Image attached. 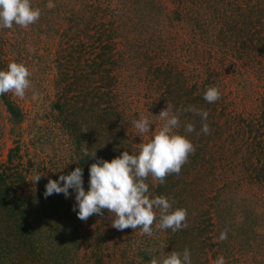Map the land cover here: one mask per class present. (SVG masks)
<instances>
[{
    "label": "rangeland",
    "instance_id": "rangeland-1",
    "mask_svg": "<svg viewBox=\"0 0 264 264\" xmlns=\"http://www.w3.org/2000/svg\"><path fill=\"white\" fill-rule=\"evenodd\" d=\"M155 2L157 7H159L157 2L160 3L159 10L163 18L165 14H172L178 9L184 16L193 17L190 21L184 17L187 21H176L172 25V21L162 24L164 19L161 18L163 20L158 28L160 29L161 25L164 27L172 50L164 56L165 61H171L178 71L184 74L188 86H197L195 95H200L199 92L208 74H212L213 85L223 97L219 102L227 103V108L222 105L217 107V115L225 108V116L221 120L247 117L261 121L264 132V56L259 50L264 44V41H261L264 37V17L261 18L260 11L264 9V0H155ZM31 5L41 11L36 23L26 29L16 25L12 29H0V70H7L8 64L14 61L24 64L31 72V87L26 91L24 98H17L11 93L6 94L21 110L23 121L14 123L7 106L0 99V174L4 170L3 167H11L5 172L15 174L19 170L26 177L20 183L13 178L10 198L3 196L2 200L8 199L10 202L12 196H15L29 209L27 219L24 217L22 220V216L18 215L13 224L5 213L2 214L0 207V236H5V240L0 241V264H43V259L34 258L29 253L32 244L26 243V240L22 243L18 229V225L22 224L33 227V231L29 232L26 239L34 242L35 248L47 249L45 255L48 257V264L60 261L64 264H150L153 256L161 259L162 252L168 254L174 251L172 235L169 230H156L155 222L152 236L141 235L140 229L129 228L119 231L112 228V220L107 210L103 215L94 214L86 222L77 216L73 225L72 220H68L69 215L63 217L62 214L67 211L69 203H76L74 190L69 189L67 198L62 193L56 194L59 197L57 200H60L58 202L60 208L57 210L56 205L52 206L49 200L44 202L43 208L36 194L40 190L45 192V185L49 179L59 181L61 175L70 174L76 167L83 169L82 179L85 188L84 182L88 184L90 179L87 177L85 167H90L96 159L104 155L102 150L98 152L91 142L87 148L89 157H84L81 150L77 149L76 143V137L81 134H75V130L66 128L58 111L53 109L59 99L60 94L57 93L63 89L60 85V76L57 75V61L59 55H68L67 50L64 51L62 35L74 26L70 18L75 14L80 15L82 17L80 20L85 25L93 15L95 17L97 13L108 8V16L96 17L98 33L104 30L101 27L102 23L108 24L114 15L127 12L133 5L132 0H31ZM237 6L241 7V10H238ZM197 21L201 27L197 25ZM74 30L76 28L72 29ZM136 39L139 37L136 36ZM120 42L121 40L118 41ZM128 65L124 72H120L122 86L114 93L115 96L122 98L121 103L125 99L128 103L124 101L128 115L125 133L131 137L132 148L138 150L137 144L147 142L151 133L141 135L131 122L144 116L152 123L149 131L153 132L164 123L158 115L166 105H159L158 102L154 104L158 95L146 93L144 72L137 69L132 61ZM151 117L155 120L152 121ZM176 130L178 128L174 129L175 132ZM262 138L264 146V135ZM259 150V146L256 145L257 157L260 156ZM10 153L12 162L9 161ZM94 153L95 157H91ZM203 169L189 176L190 182H196L195 190H190L188 201L185 202L191 219L201 211L203 204V194L206 191L203 183L206 178L202 173L207 172L202 171ZM236 172L239 173L238 170ZM38 174H42L41 179L35 182ZM232 176L234 174L228 170L226 179L229 183L233 179ZM7 182L12 183L9 180ZM146 183L156 185L157 182L153 183L149 177ZM60 184L63 186V182ZM209 188L215 193L214 186ZM241 189L242 196L238 199L236 193L232 198L228 193L227 198L240 205L239 211H242V208L243 211L247 210L246 215L243 217L242 213L240 216L238 212L237 217L227 220L225 229L227 228L229 237L227 236L226 240L220 241L217 232L210 230L207 234H201L202 230H197L196 234L201 242H211L214 245L213 248L207 247L205 252L199 255L203 264H212L219 256H223L225 262L228 261L230 264H264V189L261 190L258 185H249L246 182H243ZM149 195L151 198L156 197L153 189L149 190ZM165 197L169 201L173 199L172 195ZM248 210L258 218V226L255 228L258 234L253 238L249 232L237 230L236 226L245 225ZM211 213L213 223L220 226L217 216L213 211ZM51 216H55V219L68 226L65 231L63 229V236L70 241L76 239L78 243L64 242L60 248L57 245L55 250L50 252L46 238L49 235L53 237L56 231L58 236L60 234L57 227L53 226L57 225L58 221L53 222ZM158 219L157 214L156 222ZM232 220L236 222L235 228ZM75 225H78L77 228ZM210 238L212 240H209ZM260 245L262 246L260 251H256ZM69 247L70 251L65 254ZM256 252L258 256L255 259ZM191 261L192 264L196 263L194 258H191Z\"/></svg>",
    "mask_w": 264,
    "mask_h": 264
},
{
    "label": "trees",
    "instance_id": "trees-1",
    "mask_svg": "<svg viewBox=\"0 0 264 264\" xmlns=\"http://www.w3.org/2000/svg\"><path fill=\"white\" fill-rule=\"evenodd\" d=\"M132 3L133 5L128 8L127 12L114 15L108 24L102 23L101 27L104 30L98 33V24L95 23L96 17L108 16V8L101 11V13H97L95 17L93 15L85 25L80 20L82 19L80 15L75 14L70 18L74 22V26H71L72 28L66 30L62 35L63 45L65 46L64 51L67 50L70 56L67 58L68 55L61 54L58 57L57 75L60 76V85L63 86V89L57 93V95H60L53 109L58 111L59 117L66 128L75 130V134H81L76 137L78 150L85 147L89 148L92 142L93 147L98 152L102 150L104 154L100 159L108 162L120 156L124 151L134 154L138 150L132 148L131 137L125 133L126 123H128V115L124 106L126 99L121 103L122 98L115 96L114 92L122 86L123 80L120 72H124L125 68L129 67L128 63L132 61L137 69L139 68L144 72L143 80L146 93L150 92L154 96L158 95V99L154 104L158 102L159 105H167V103L173 105V112L180 113V127L176 132L190 140L196 149L194 154L189 155L188 162L182 166L179 175L171 174L167 176L163 185L158 182L156 185L149 183V190L153 189L155 196L172 195L173 199L170 200V203L173 210L176 208L187 210V227L175 233L171 229L167 230L172 235L171 242L176 252L182 254L184 249L187 248L194 253H191V258L196 259L195 264H203L201 262L202 257L199 255L204 253L207 247L213 248L214 245L211 242H201L200 237L196 234L197 230H202L201 234H207L211 230V232H217L220 235L219 232L227 230L225 227H227L226 223L229 218L237 217L238 212L240 216L243 213V217H245L247 210L243 211L242 208V211H239L240 205L227 198L228 193L231 195L230 198L233 197L234 193H236V199L239 196L241 197L243 182L249 185L256 184L261 190L264 189L263 124H261V121H255L247 117H231L228 120H221L225 116L224 110L227 108V103L225 101L219 102V100L208 103L203 99L206 89L214 86L212 74H208L207 80H205L202 90L199 92L200 95H195L197 86H188L184 74L178 71V68L171 61H165L164 56L171 53L172 50L170 49V42L167 40V32L163 30L164 27L161 25V28H158L162 22L161 20L164 19L162 24H166V22L168 24L172 21V25L176 21L186 20L184 17H187L188 21L193 17L184 16V13L178 9L172 14H165L163 18V14H160L159 10L160 3L157 2L159 4V7H157L155 0H132ZM237 9L241 10V7L237 6ZM260 11L261 18H263L264 9ZM91 25L93 26L90 27ZM197 25L201 27L199 21H197ZM73 28H76V30L72 31ZM136 36L139 37L138 40ZM119 40H121L120 43H118ZM261 41H264V37ZM137 48L141 50H137ZM259 50L264 56V44L260 46ZM206 85L208 87H205ZM220 98L223 99L222 95ZM0 99L7 106L14 123L23 121L21 110L8 99L6 94L0 96ZM219 105L225 106V108L217 115ZM120 106H122V109H120ZM189 106L207 111L209 114L207 120H202L194 112L183 111ZM151 120L153 121L155 118L151 117ZM187 123L194 124V132L187 133L185 131ZM203 123L209 125L210 134L205 135L201 132ZM91 125L93 127H90ZM256 145L260 148V156L258 157L255 156L258 152L256 151ZM14 151L15 149H13ZM9 161L12 162L11 153ZM85 168L87 177H90L89 166ZM3 169L0 174V207L2 214L5 213L14 224V220L17 219L18 215L22 216V220L24 217L27 219L26 215L29 209L24 206L22 200L15 196H12L13 199L10 202H8V199L3 201L2 197L7 196L10 198L13 178L20 183L26 177L19 170L15 174L5 172L6 170L9 171L11 167H3ZM201 169L207 171L202 173L205 174L204 177L206 178L203 183L206 191L203 194L201 211L197 212L191 219L189 216L190 211L185 202L188 201L190 190H195L196 182H190L189 176ZM228 170L234 174L230 183L226 179ZM7 180L12 181V183L7 182ZM216 184L218 186H215ZM84 186L85 191L88 190L89 183L84 182ZM213 186L215 193L209 188H213ZM36 194L43 208L46 200H49L52 206L56 205V210L60 208L58 203L60 200H57L59 197L55 193L47 198L44 197V191L42 190L37 191ZM74 205L75 202L69 203L67 211L62 214L63 217L69 215L68 220L71 219L73 225L77 218V213L73 211ZM206 205H208L207 208H205ZM211 211L217 216L220 226L213 223ZM51 219L53 222L57 220L55 216H51ZM232 222L235 228L236 222L233 220ZM26 225H18L21 233L19 237H21L22 243L26 240V243L32 244L29 252L32 254L31 256L43 259V264H48V257L45 255L47 249L35 248L34 242L32 243L30 239H26L29 232L33 231V227L30 228L31 225L28 227ZM245 225L240 226L237 224V230L243 231V233L249 232L252 238L256 237L258 233H256L255 228L258 226V218L256 214H251V210L247 212ZM53 226L59 230L60 237L58 231H56L53 233V237L49 235L46 238L50 252L54 251L57 245L60 248L64 242H77L76 239L70 241L63 236V232L68 227L64 222L58 221L57 225L53 224ZM77 226L75 225V228ZM222 228L224 229L222 230ZM8 230L11 229L8 228ZM227 236L229 237V233H227ZM1 240L4 241L5 236H0ZM209 240H212V238ZM261 247L260 245L256 248V251H260ZM67 251H70V247L66 249L65 254ZM255 256L256 259L257 252ZM65 260L67 261V258ZM55 264L64 263L60 261ZM226 264L230 263L227 261Z\"/></svg>",
    "mask_w": 264,
    "mask_h": 264
},
{
    "label": "clouds",
    "instance_id": "clouds-1",
    "mask_svg": "<svg viewBox=\"0 0 264 264\" xmlns=\"http://www.w3.org/2000/svg\"><path fill=\"white\" fill-rule=\"evenodd\" d=\"M41 15L39 8H33L31 0H0V29H12L14 25L28 28L36 23ZM31 72L22 63L10 62L7 70H0V96L11 93L17 98H24L31 87ZM220 91L214 86L206 89L203 99L214 103L220 99ZM183 111H191L206 121L208 112L189 106ZM179 112H173V105L167 103L158 115L164 121L163 125L150 132L152 124L141 116L133 120L132 126L141 135L151 133L147 142L137 144L138 151L129 154L124 151L108 162L96 159L89 167V187H83V169L76 167L68 175H61L59 181L48 180L45 185L44 197L52 194L69 196V189L75 192L73 211L81 221L86 222L94 214L103 215L107 210L112 220L111 227L123 231L125 229H140L141 235H153V225L156 230L171 229L173 233L187 227V210L172 209L169 199L164 196L151 198L146 180L151 177L153 183H165L171 174L179 175L182 166L188 162L189 155L195 153V146L185 136L174 131L180 127ZM185 131H195L194 124L187 123ZM201 132L210 134V127L203 123ZM84 157H89L87 147L82 148ZM95 157V153L91 155ZM42 174L35 177V182ZM60 182H63L61 186ZM78 209V211H77ZM157 214L159 216L157 221ZM227 230L221 231L218 239L226 240ZM161 259L153 256L150 264H192L191 253L185 248L183 253L175 250L160 254ZM212 264H226L223 256L217 257Z\"/></svg>",
    "mask_w": 264,
    "mask_h": 264
}]
</instances>
